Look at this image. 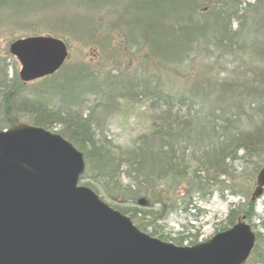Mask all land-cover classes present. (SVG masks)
Masks as SVG:
<instances>
[{"label": "trees", "instance_id": "trees-1", "mask_svg": "<svg viewBox=\"0 0 264 264\" xmlns=\"http://www.w3.org/2000/svg\"><path fill=\"white\" fill-rule=\"evenodd\" d=\"M35 1L0 0V17L3 12L23 14ZM144 8L145 57L175 71V79L160 72L114 73L102 76L103 84L94 70L82 66L84 75H73L64 64L27 89L16 67L8 77L2 58L0 129L21 122L19 116L25 115L27 123L58 132L83 153L86 169L80 180L87 179L86 186L94 189L97 184L119 203L112 207L141 230L183 245L187 236L169 239L156 228L147 230L165 217L167 203L188 199L186 209L194 207L191 199L211 192L223 182L220 176L237 179L232 169L236 160L258 161L252 176L264 165V0H146ZM197 53L204 59L215 56L214 65L223 59L236 68L227 77L211 71L178 85V75H188L187 70L178 71L180 65L191 66ZM91 79L96 86L88 89L85 83ZM139 102L148 104L149 129L129 146L114 144L104 135L106 118L121 105ZM250 192L240 193L245 200L231 206L221 229L253 219L256 198H250ZM255 234L249 263L264 264V233Z\"/></svg>", "mask_w": 264, "mask_h": 264}, {"label": "water", "instance_id": "water-1", "mask_svg": "<svg viewBox=\"0 0 264 264\" xmlns=\"http://www.w3.org/2000/svg\"><path fill=\"white\" fill-rule=\"evenodd\" d=\"M9 52L26 83L54 74L65 42L17 38ZM83 153L59 133L19 122L0 129V264H244L256 242L239 221L190 246L164 241L80 185ZM264 188V165L256 175Z\"/></svg>", "mask_w": 264, "mask_h": 264}, {"label": "rangeland", "instance_id": "rangeland-1", "mask_svg": "<svg viewBox=\"0 0 264 264\" xmlns=\"http://www.w3.org/2000/svg\"><path fill=\"white\" fill-rule=\"evenodd\" d=\"M145 6L146 0H36L33 5H29V8L24 10L23 14L11 15L9 12H3L0 17V60L5 58V61L1 62L6 66L8 77L12 76L13 67H16L18 75L20 63L10 54L9 44L17 38L51 35L65 41L68 55L64 64L70 66L73 75L80 73L81 67L84 66L87 70L98 73L100 77L98 81L103 84L104 79L101 77L114 73L156 76L155 74L160 72L162 77L168 78L176 72L167 71L166 66H160L161 62L156 58H152L151 63L145 57L148 51V45L143 42L147 27V22L144 21ZM135 43L139 45L135 47L133 45ZM200 54L193 56L194 62L191 66L184 65L182 68L180 65L178 71L185 74L187 70L188 75L186 78L183 75L180 78L178 75V85H188L192 80H197L200 73L211 74V71L214 74L219 73L217 75L219 78L227 77L236 68V65H228L223 59L214 65L212 62L216 60L215 56L206 60L203 56L199 57ZM202 61L214 67L210 70L207 68L208 65L201 63ZM81 75H84L83 71ZM40 79L26 82L27 89L34 87ZM86 86L92 89L96 86V82L94 79L86 80ZM109 88L113 93V83ZM149 115L150 111L146 102L131 106L121 105L117 111L106 118L104 135L116 145L129 146L137 135L149 129ZM19 119L27 123L25 115L19 116ZM256 163L258 161L255 159L234 161L232 169L237 179L230 180L220 176L219 181L223 182L210 189L211 192L191 199L194 207L186 209L188 199L185 198L183 202L177 200L172 205L167 203L165 208V213L168 211L167 214L163 219L159 218L155 224L148 226V232L156 228L169 239L187 236L183 245L190 246L192 244L189 242L194 236L198 243L223 231L220 224L226 218L228 210L234 204L245 200L240 193L244 194V191L250 189V198L256 196L257 173L252 176ZM87 181V179L79 180V184L85 185ZM93 186V190H96L99 197L108 205L112 207L113 204H119L108 198L97 184ZM261 190L263 191L260 195L256 196L255 216L248 223L254 232L264 233L261 228V223L264 221V188ZM232 191L238 194H231ZM144 210L148 211L149 208L144 207ZM151 219L146 217V220ZM250 256L244 264H250Z\"/></svg>", "mask_w": 264, "mask_h": 264}, {"label": "bare ground", "instance_id": "bare-ground-1", "mask_svg": "<svg viewBox=\"0 0 264 264\" xmlns=\"http://www.w3.org/2000/svg\"><path fill=\"white\" fill-rule=\"evenodd\" d=\"M60 39H62V38H60ZM62 40H63V39H62ZM63 41H64V40H63ZM64 42H65V41H64ZM65 44H66V43H65ZM66 46H67V45H66ZM12 56H13V55H12ZM17 61H18V60H17ZM63 65H64V64H63ZM63 65H62V66H63ZM57 71H58V70H57ZM57 71H56V72H57ZM18 77H19V76H18ZM48 130H49V129H48ZM50 131H52V130H50ZM53 132H56V131H53ZM57 133H58V132H57ZM256 186H257V185H256ZM259 189H260V188L257 187V190L255 191V195H256V196H259L260 193L263 191V190H261V192H260L259 194H257V191H258ZM256 196H255V198H256ZM255 243H256V242H255ZM254 246H255V245H254ZM253 248H254V247H253ZM252 250H253V249H252Z\"/></svg>", "mask_w": 264, "mask_h": 264}]
</instances>
